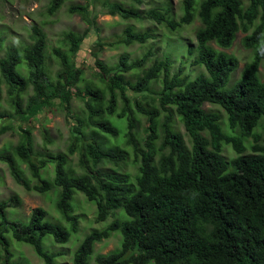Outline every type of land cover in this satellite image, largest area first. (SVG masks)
I'll list each match as a JSON object with an SVG mask.
<instances>
[{
	"label": "trees",
	"instance_id": "trees-1",
	"mask_svg": "<svg viewBox=\"0 0 264 264\" xmlns=\"http://www.w3.org/2000/svg\"><path fill=\"white\" fill-rule=\"evenodd\" d=\"M63 1L50 0L48 13H54ZM181 10L177 20L171 18L169 8L157 6L147 9L145 16L172 30L199 19L193 63L203 66L204 72L194 78L181 71L170 73L168 56L144 67L152 56L150 50L132 60L127 52L121 53L115 68L88 55L104 86L90 80L81 88L84 36L69 31L64 34L68 52L53 48L61 67L52 77L46 67V34L39 25L32 26L29 44L0 57V93L5 84L12 106L11 111L0 110V135L13 130L20 138L10 151L0 152V161L26 189L54 191L53 206L61 215V220L53 221L46 209L35 207L24 221L7 220L4 208L19 204V199L12 195L10 201L0 202L3 264H22L13 260L7 232L32 246L45 264H55L57 254L44 249L43 239L48 236L66 243L78 233L79 218L72 203L76 192L96 205L97 221L109 215L114 219L78 242L71 264H89L96 242L114 233L119 235L117 247L94 253L92 263L264 264V137L255 131L264 119V80L259 76L264 59V0H248L245 7L241 0H182ZM69 11L85 12V7L72 5ZM110 11L125 19L142 17L136 9L120 4ZM239 30L250 31L242 44L252 49V57L230 83L238 59L219 48H229ZM150 36L149 31L127 26L121 38L110 44H142ZM129 71H134V81L126 77ZM159 78L161 89L150 90ZM29 87L33 94L24 98ZM74 96L83 102V116L70 112ZM206 102L220 107L223 115L205 110ZM55 104L67 113L71 141L67 152L39 153L31 137L34 116ZM137 114L146 117L143 136L137 132ZM175 115L189 145L173 126ZM113 117L123 122L122 136ZM41 132L44 142L51 143L43 125ZM225 144L237 154L229 160L222 154ZM75 152L82 174L75 173L68 159ZM130 156L133 175L96 168L101 161L117 165Z\"/></svg>",
	"mask_w": 264,
	"mask_h": 264
},
{
	"label": "rangeland",
	"instance_id": "rangeland-1",
	"mask_svg": "<svg viewBox=\"0 0 264 264\" xmlns=\"http://www.w3.org/2000/svg\"><path fill=\"white\" fill-rule=\"evenodd\" d=\"M182 0H64L59 8L52 14L48 13L47 7L50 0H0V57L4 56L7 50L11 48L21 49L24 45L31 42V31L33 25H39L46 34V67L52 77L60 69L59 59L53 54V48H59L64 52H68L69 43L64 39V34L72 31L78 35H83L81 48L85 52H80L79 65L83 72V81L79 83V87H83L90 80H94L96 85L104 86L98 80L94 64L90 63L86 56L94 55V58L101 60L108 68H115L121 53L127 52L130 60L136 59L146 51H152L144 67L149 66L154 59L170 58V73L181 71L182 75L194 78L204 72L201 65L193 63L196 57V38L195 32L200 26V21L195 18L191 23L185 24L177 29H170L164 23H157L145 16L147 9L151 7H160L161 9L169 8L170 16L173 20H177L182 14ZM248 0H241L245 7ZM117 4L126 8H134L142 14V17L123 18L118 13H112L110 10ZM72 5H83L85 12L70 13L69 7ZM127 26H132L135 31H149L151 36L145 43H131L128 45L120 44L118 46L110 43L121 38L122 32ZM250 31L243 32L239 30L236 33L232 45L227 49L219 48L229 54L234 55L238 59L237 69L232 73L231 82L237 80L241 74L244 65L252 57V49L246 48L242 44V40ZM86 53V54H85ZM70 60L73 59L68 53ZM93 57V56H92ZM134 71H129L126 77L134 81ZM259 76L264 80V59L259 66ZM162 87L161 79L150 84V90L159 91ZM33 94L32 87H29L24 95L27 98ZM139 99H143L140 95H136ZM131 97H133L131 95ZM57 100H55L56 102ZM119 104L120 100L118 98ZM144 103V101H143ZM158 107V100L153 102ZM205 110H217L223 115V110L210 103H204ZM84 105L80 98L74 96L70 100V112L76 116H83ZM0 110L11 111L12 106L9 103V97L6 93V86L2 84L0 93ZM160 110V109H159ZM160 112H162L160 110ZM163 113L160 115L162 119ZM139 118V126L137 132L140 136L144 135V127L147 125L146 117L137 114ZM33 125L31 126V137L33 148L35 151L42 152H67L70 144V123L67 121V113L62 107L55 104L51 109L45 112L40 111L34 116ZM224 117V116H223ZM113 121L120 128V136H122L123 122L113 117ZM174 127L180 131L189 145V138L183 125L174 116ZM41 125L47 128L48 135L52 139L51 143H45L42 137ZM23 127H25L23 125ZM28 127V126H27ZM87 133H91V128L85 129ZM255 131L261 133L264 137V119L260 120ZM19 135L13 130H8L0 135V152H8L11 146L19 142ZM106 141V140H105ZM251 142V138L246 140ZM109 145V144H108ZM131 154V150H128ZM247 152H250L249 150ZM223 156L229 160L237 154L229 144H225L222 150ZM78 152L68 155L70 165L73 166L76 174L84 173V169L78 162ZM132 156L128 161H122L114 164L110 161H101L96 168L102 172L116 169L120 173L133 175L135 168L131 163ZM50 169L53 168L49 164ZM25 166V165H23ZM26 167V166H25ZM26 175L31 176L29 169H26ZM27 176L28 178H30ZM35 180L31 178L30 184H34ZM12 195H16L19 204L6 206L4 208V216L7 220H26L32 209L35 207H43L48 212V217L53 220H61V215L55 210L53 201L56 198L54 191L47 193H39L35 190H28L22 184L15 181L10 173L6 163L0 161V202L8 201ZM10 201V200H9ZM75 208L74 213L79 218V231L76 235H72L66 243L54 242L51 237H44L43 247L46 251L57 254L55 256V264H71V259L78 242L93 229H101L110 223L114 217L107 216L104 221L96 220V205L88 201L85 196L76 192L72 201ZM8 239L9 248L14 254L13 260H17L22 264H45L44 261L36 255L32 246L18 242L11 237L9 232L5 233ZM119 235L113 234L107 239L96 242L94 253H107L115 249L118 245ZM89 259L92 263L94 255ZM6 253L0 245V264L4 263ZM6 264H10L9 261Z\"/></svg>",
	"mask_w": 264,
	"mask_h": 264
},
{
	"label": "clouds",
	"instance_id": "clouds-1",
	"mask_svg": "<svg viewBox=\"0 0 264 264\" xmlns=\"http://www.w3.org/2000/svg\"><path fill=\"white\" fill-rule=\"evenodd\" d=\"M55 201V200H54ZM19 242V241H18Z\"/></svg>",
	"mask_w": 264,
	"mask_h": 264
}]
</instances>
